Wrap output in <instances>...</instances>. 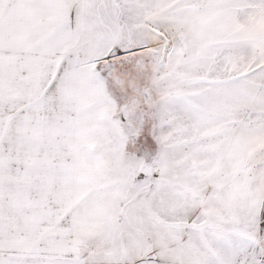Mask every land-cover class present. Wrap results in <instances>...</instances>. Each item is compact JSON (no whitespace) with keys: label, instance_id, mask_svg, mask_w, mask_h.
Listing matches in <instances>:
<instances>
[{"label":"snow or ice","instance_id":"1","mask_svg":"<svg viewBox=\"0 0 264 264\" xmlns=\"http://www.w3.org/2000/svg\"><path fill=\"white\" fill-rule=\"evenodd\" d=\"M0 264H264V0H0Z\"/></svg>","mask_w":264,"mask_h":264}]
</instances>
